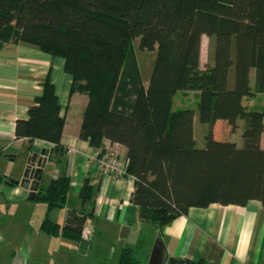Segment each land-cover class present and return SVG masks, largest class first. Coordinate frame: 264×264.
Returning <instances> with one entry per match:
<instances>
[{
  "label": "trees",
  "instance_id": "obj_1",
  "mask_svg": "<svg viewBox=\"0 0 264 264\" xmlns=\"http://www.w3.org/2000/svg\"><path fill=\"white\" fill-rule=\"evenodd\" d=\"M203 35L210 39L211 63L202 69ZM134 38L140 50L156 53L146 86ZM10 41L64 60L69 94L87 97L79 137L95 150L105 140L126 149L125 170L133 179L129 201L138 222L161 229L190 207L250 200L264 206V110L242 103L244 96L264 93V0H0V48ZM187 92H194L198 120L207 124L202 147L194 139V110L172 109L174 95ZM27 114L16 120L15 138L50 143V158L60 163L64 117L49 75ZM217 120L231 131L243 121L241 147L213 136ZM69 190L65 173L39 186L34 199L46 205L39 229L80 241V233L48 217L65 205ZM78 198V213L91 219L94 188L88 178ZM143 245L138 239L122 246L118 264H135V249Z\"/></svg>",
  "mask_w": 264,
  "mask_h": 264
},
{
  "label": "crops",
  "instance_id": "obj_2",
  "mask_svg": "<svg viewBox=\"0 0 264 264\" xmlns=\"http://www.w3.org/2000/svg\"><path fill=\"white\" fill-rule=\"evenodd\" d=\"M210 63V59L202 62L200 51V68L203 69ZM252 70L249 72V83ZM47 75L54 85L60 105V115L64 117L61 144L65 153L58 164L54 155L50 158L52 148L50 143L40 140L29 142L26 138L16 139L14 135L16 120L27 118L28 106L33 102L34 97L41 94L42 81ZM70 84L71 78L64 71V60L61 57H52L38 47L23 42L10 41L0 48V176L3 177L0 180V256L6 257L4 264H23L24 260L34 261L36 259L45 261L54 240L64 241V246L66 248L69 246V251L80 254L81 248H85L86 252L92 248L95 233L110 234L113 243H116L120 228L123 226L133 232H138L136 241L138 239L145 241L142 232L143 224L137 221L136 206L129 201L133 191V179H113L110 176H103L92 162L91 155L95 149L79 137L87 97L81 94L70 95ZM143 84L146 86L144 82ZM243 126L244 123L240 120L237 129L231 131L226 121L217 120L212 126V133L217 139L228 138V134L231 133L236 136L232 137L231 141L241 147L243 140L238 139L237 141L235 138L241 135ZM220 127L225 133L224 136L220 135ZM199 130L204 138L207 124L199 122L196 111L193 118L196 144ZM203 145L204 140L199 147ZM260 145L264 148V119ZM107 146L115 149L125 159L124 146L105 140L104 147ZM31 150L48 151L39 186H47L51 179L61 173H65L70 178V190L65 205L48 213L49 216L52 213L51 220L60 226H63L68 210L82 215L78 213L81 207L78 189L84 178L89 179L94 188L93 216L91 219L86 218L81 233L84 238L82 240L87 241L88 245L80 244L81 240L75 241L68 237L47 234L39 227L40 231L34 232V237L27 235L23 241L12 242L10 236L6 235L5 227L10 224L13 227L15 218L22 214L28 215V218L32 217L30 213L32 207L27 206L24 213L21 212L22 207L32 200L28 198L29 192L18 186L6 184L7 180L16 181L21 178L26 165L20 166L16 173L12 174L13 164L19 155H22V161L27 160ZM70 198L77 200L74 205L70 204ZM44 207L43 211L46 215V205ZM44 214L40 215L38 222L41 223L45 217ZM156 234L155 238L163 244L165 263L169 259L174 260V264H179L181 260L185 263V260L189 259L201 260L205 264H264V206L258 200H250L242 206L212 203L204 208L190 207L185 215L176 217L158 229ZM38 238L43 239L47 244L37 245ZM134 244L125 242L123 246ZM110 247L111 257H113L115 255L114 246ZM66 248L59 246L54 252L65 253ZM20 249L23 255L19 252ZM119 254L120 250L118 257Z\"/></svg>",
  "mask_w": 264,
  "mask_h": 264
},
{
  "label": "rangeland",
  "instance_id": "obj_3",
  "mask_svg": "<svg viewBox=\"0 0 264 264\" xmlns=\"http://www.w3.org/2000/svg\"><path fill=\"white\" fill-rule=\"evenodd\" d=\"M209 38H206L205 36L202 37L201 39V58L202 62L207 61V59H210V42ZM139 44V39L134 38L132 40V47H133V52L136 57V61L138 64V68L140 71L141 79L143 82L147 85L152 66L154 63L155 59V51L152 52H147V51H142L138 47ZM254 69L252 70V77L250 81V85L253 84L254 80ZM181 103V104H180ZM242 103L244 106H246L248 109H255V110H264V94H256L252 96H244L242 97ZM191 108L194 110V113H196V100L194 96V92H187L185 95L182 93H176L173 97V103H172V109H178V108ZM243 130V128H242ZM220 135L224 136L225 133L221 130L220 127ZM198 133V131H197ZM232 137H236L232 135L231 133L228 134V138H224L227 141H231ZM197 144L196 146L199 147L201 142L204 140L203 135L201 130H199V134H197ZM237 139H241V135L238 136ZM108 141V140H107ZM105 147L101 150L98 151H103ZM112 149V148H111ZM115 150V149H114ZM22 155H19V158L14 162V170L12 174L16 173V170L22 167L23 165H26V160L22 161ZM12 165V166H13ZM8 166H11V164H8ZM13 168V167H12ZM7 171H9L8 168ZM12 170V169H11ZM23 174V172H22ZM75 201H77L75 198H70L69 202L71 205H74ZM23 209H21V212L25 211L27 206L30 209V213L32 217L29 216V218L22 214L21 216H18L15 218V222L13 227H11V224L5 227V233L6 235L12 239V242L16 241L18 242L19 240H24L26 238L25 236L31 235L34 237V232H36L39 227V219L40 215L44 214L45 212L43 211V208H45V203L39 199H32L28 201ZM29 210V209H28ZM52 213H50V216L48 214V217L52 219L51 216ZM45 215V214H44ZM142 232L145 237V243L142 247L136 248L134 252V257L136 259L135 264H147L149 254H150V248H152L153 242L156 239V233H158V228L150 223H142ZM40 231V230H39ZM38 231V232H39ZM94 241L92 244V248L88 250L87 252L85 251V248H81V254L80 253H75L74 251H69V246H64L65 244L63 243L64 241H52L51 243V250H49V255H47L45 261L41 260H34V261H27L24 260L23 264H118V252L120 250V247L116 243H113V238L110 236V234L104 235V233H95L94 234ZM84 239V238H83ZM36 244L41 246L42 244H47L43 241V239L38 238L36 241ZM65 247L66 252L65 253H57L54 252L58 247ZM110 246H114L113 249L115 250V255L111 257L112 253L109 250L111 248ZM55 248V250L53 249ZM95 248V249H94ZM19 252L23 255L22 249L19 250ZM25 256V255H24ZM6 257L4 255L0 256V264H4L6 261Z\"/></svg>",
  "mask_w": 264,
  "mask_h": 264
},
{
  "label": "water",
  "instance_id": "obj_4",
  "mask_svg": "<svg viewBox=\"0 0 264 264\" xmlns=\"http://www.w3.org/2000/svg\"><path fill=\"white\" fill-rule=\"evenodd\" d=\"M48 151L40 150L39 152L31 150L26 160V166L23 174L18 180H7L6 184L9 186H18L23 190L29 192L28 198L33 199L39 188V182L42 176V171L45 167ZM87 215H77L75 211L68 210L66 212L63 228L74 231L76 233H82L84 223L86 222ZM138 232L131 231L128 227L123 226L120 228L117 245L122 247L125 242L134 244L137 238ZM80 244L83 246L88 245V242L81 240ZM163 244L159 239H155L149 254L147 264H174V260L169 259L166 263L163 257ZM179 264H184L181 260Z\"/></svg>",
  "mask_w": 264,
  "mask_h": 264
},
{
  "label": "built area",
  "instance_id": "obj_5",
  "mask_svg": "<svg viewBox=\"0 0 264 264\" xmlns=\"http://www.w3.org/2000/svg\"><path fill=\"white\" fill-rule=\"evenodd\" d=\"M91 160L103 176H110L113 179L132 178L125 170V159L108 146L103 151L95 150Z\"/></svg>",
  "mask_w": 264,
  "mask_h": 264
}]
</instances>
